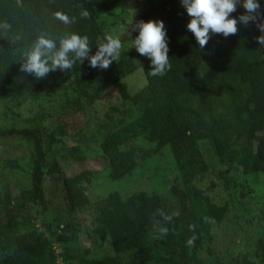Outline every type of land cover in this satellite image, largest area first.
I'll return each instance as SVG.
<instances>
[{
    "label": "trees",
    "instance_id": "16d2710c",
    "mask_svg": "<svg viewBox=\"0 0 264 264\" xmlns=\"http://www.w3.org/2000/svg\"><path fill=\"white\" fill-rule=\"evenodd\" d=\"M122 1L0 0V102H36L40 109L32 125L0 126V141L17 138L14 146L29 147V154L8 155L0 166V264H55L53 242L66 264H203L196 254L202 234L227 213L190 186L208 169V151L220 164L264 174V47L256 39L260 32L255 24L239 25L238 33L228 37L211 34L200 49L187 30L191 18L180 0H141V10L118 32L119 59L107 70L92 68L85 60L76 61L67 73L57 70L39 80L20 71L25 52L39 35L55 39L57 47L66 34L87 36L95 54L98 39L110 34L107 17L115 15ZM259 2L264 11V0ZM82 10L89 12L87 18L81 17ZM56 11L74 17V22L62 24L54 18ZM242 12L238 7L232 15ZM161 19L171 68L151 76L150 59L132 48L138 35L133 29L140 20ZM130 77L140 79L135 90L126 82ZM111 87L114 99L101 109L95 107ZM93 105L96 139L108 165L100 172L67 174L63 158L85 157L88 142L82 132ZM70 136L75 144L68 147ZM59 145L63 149H57ZM165 145L171 148L183 186L171 185L165 194L141 190L126 197L115 188L90 199L88 190L95 181L111 184L128 178ZM51 185L59 187L63 206L44 216L50 210L46 193ZM171 196L179 203L177 212L166 202ZM89 207L96 215L88 237L107 242L112 250L107 257H89V248L78 244L81 224L73 213ZM161 213L172 219L165 220ZM190 225H195L194 231ZM257 249L264 255V245ZM77 250L83 252L79 259L73 256ZM212 261L245 264L237 257L225 262L217 254Z\"/></svg>",
    "mask_w": 264,
    "mask_h": 264
},
{
    "label": "rangeland",
    "instance_id": "374dc122",
    "mask_svg": "<svg viewBox=\"0 0 264 264\" xmlns=\"http://www.w3.org/2000/svg\"><path fill=\"white\" fill-rule=\"evenodd\" d=\"M141 8V0H123L115 15H109L106 19L110 34L117 37L119 31L125 30L129 18L139 12ZM126 82L130 89L135 90L139 87L140 79L135 82V79L130 77L126 78ZM110 89L112 91H108L100 103H97L96 106L93 105L90 110L88 116L90 121H88L89 123L82 132L84 141L88 142V145L85 148L83 147L84 159L75 161L71 158H63L61 163L65 173L72 174L82 169L100 172L108 165V159L103 157L96 139L98 132L96 131L97 127L94 125V118L97 113H94V111L95 107L101 109L107 100L114 99L115 88L111 87ZM48 98L46 97L42 101L44 102ZM21 102L18 99L0 102V126L15 125L20 127L32 125V120L40 116L39 103L32 102L33 104H30V101H23L21 104ZM14 104H19V106ZM12 110L19 113L17 115L13 114ZM2 113H6V116L2 117ZM16 139L6 138L0 141V166L8 155L20 156L24 154L25 156L29 154V147L25 144L14 146L13 143ZM73 144H75V140L71 136L66 139L65 146L70 147ZM60 148H62V145H59L57 149ZM211 154L208 151L207 156L210 157H204L208 169L196 175L190 186L193 189H200L210 201L227 209V213L221 223L206 227V232L202 234V245L198 247L196 254L202 259L203 264H212L213 255L215 254L225 262L237 257L243 259L245 264H249V262L264 264V255L261 249H257L258 244L264 245V174L261 172L256 174L245 173L241 165L228 167L223 163L220 164ZM112 183L110 184L108 181L104 184L102 179L95 181L88 190L90 199L93 201L95 198L104 197L107 192L115 191V188L121 192L123 197H126L141 190L147 192L157 190L159 193L165 194L171 185H184L180 170L174 164L169 145H165L163 150L148 158L128 178L116 180ZM47 188L46 196L50 202V210L44 216L53 213L56 208L61 209V206H63V198L59 187L51 185ZM166 202L172 204V211H178L179 203L176 198L171 196L167 198ZM90 208L73 213L74 217L79 218L81 224L78 231V244L82 248H89V257H107L112 254L107 242L92 240L88 237L87 232L93 226L90 224L95 221L94 216L96 215L94 210ZM62 211L64 212V208ZM36 222L39 225L40 220L37 219ZM52 244L56 256L55 264H66L61 257L62 250L60 246L54 242ZM79 255H83L82 250L73 252L76 259H79ZM41 260L47 262L48 256H42Z\"/></svg>",
    "mask_w": 264,
    "mask_h": 264
},
{
    "label": "clouds",
    "instance_id": "9594fccd",
    "mask_svg": "<svg viewBox=\"0 0 264 264\" xmlns=\"http://www.w3.org/2000/svg\"><path fill=\"white\" fill-rule=\"evenodd\" d=\"M181 5L186 9L191 18L187 24L200 49H204L210 39L211 34L228 37L236 35L239 25L248 26L255 24L260 35L256 37L260 46L264 47V11H261L259 0H180ZM242 7V12L238 17L232 14ZM89 12L81 11V17L87 18ZM54 18L64 25L74 22V17L56 11ZM138 30V35L133 40V46L141 55L150 59L151 76H162L170 70L169 44L167 30L164 21L161 20H140L135 23L134 29ZM97 50L91 54L92 49L87 36L77 33L66 34L57 41L46 35H39L32 47L25 52L23 62L20 64V71L28 75H33L36 79H43L50 72L57 70L67 73L73 68L76 61L82 64L85 60L92 68L107 70L113 61L119 59L122 47L119 38L111 34H106L103 39H98ZM165 220L172 217L161 213ZM194 231L195 225L189 226ZM161 231L166 234L167 229ZM195 236L190 237L187 244H194Z\"/></svg>",
    "mask_w": 264,
    "mask_h": 264
}]
</instances>
